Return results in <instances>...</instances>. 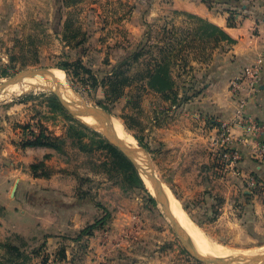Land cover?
<instances>
[{"label":"crops","instance_id":"obj_1","mask_svg":"<svg viewBox=\"0 0 264 264\" xmlns=\"http://www.w3.org/2000/svg\"><path fill=\"white\" fill-rule=\"evenodd\" d=\"M183 16L201 19L222 37L212 40L204 59L186 63L190 73L162 74L173 81L171 90L150 87L148 76L161 67L157 60L150 63L143 79V93L152 96L154 107L164 109L158 130L163 151L176 159L171 172L174 179L168 181L167 190L183 209L190 208L193 214L184 211L193 223L232 224L264 236V163L251 157L249 146L255 142L261 145L264 135L255 138L241 122L245 119L264 125V0H223L220 9L206 0H0V43L12 45L7 43L11 31L15 45L24 30L43 31L48 48L60 47L68 62L81 60L101 80L113 76L122 64L133 62L138 51L158 45L155 31L166 34L171 24L177 28L178 21L182 23ZM71 24L77 31L73 36ZM11 56L1 54L0 62L9 63ZM140 60L148 62L146 57ZM251 67L261 70L260 90L240 108L231 84ZM186 88L192 98L184 102ZM172 93L177 98L171 100ZM30 105L16 101L10 107L0 106V238L30 235L37 228L43 238L62 236L63 242H73L99 210L76 193V186H66L62 174L34 177L32 166L53 162L54 152L21 144L18 128L26 122L23 112ZM208 122L233 126L237 147L245 154L237 176L230 172L222 180L211 167L200 135ZM254 176L263 189L251 195L246 180ZM90 240L94 247L89 249L94 252L88 253L89 260L108 251L100 238ZM158 255L160 259L152 263L132 264H203L187 262L177 251Z\"/></svg>","mask_w":264,"mask_h":264},{"label":"rangeland","instance_id":"obj_2","mask_svg":"<svg viewBox=\"0 0 264 264\" xmlns=\"http://www.w3.org/2000/svg\"><path fill=\"white\" fill-rule=\"evenodd\" d=\"M206 1L212 2L215 9L222 8L223 0ZM182 20V23L178 21L180 25L177 28L171 24L166 34L156 30L153 37L158 45L153 48L145 47L138 61L122 64L118 68L119 75L109 77L110 80L105 82L102 90L100 89L101 94L85 85L81 78L73 76L71 65L75 62L71 61L70 67L67 68L65 64L68 60L64 58L67 54L65 55L58 46L48 48L43 31L34 33L24 30L22 40H18L16 45L14 32L11 31L7 34V43L12 45L5 46L4 42L0 43V55H12L9 63L0 62V106L10 107L12 103L19 102V99L26 96L35 97V100L30 101L29 109L23 112L26 122H22L18 128L21 144L25 147V144L32 140L29 134L39 133L41 127H44L45 133L51 138L61 139L54 143L57 147L52 149L53 162H44L37 173H48L50 177L62 174L64 177L60 178L65 179L63 183L66 186H76V193L84 195L99 210L94 220L83 225V231L92 226V235L76 234L73 242H63L62 236L43 238L37 228L30 232V235L11 234L0 238V264H88V261L92 262L90 264H132L141 261L152 263L160 259L158 254L168 250L177 251L178 256L187 258V262H199L188 251L187 245L167 218L155 198L153 188H149L148 184L151 182L147 180L148 183L130 162L142 182L140 186H133L131 174L129 179L123 162L118 159L120 165H116V158L111 157L100 144H111L101 132L81 128L74 122L70 112L54 110L50 105L54 91L64 87L73 96L74 102H79V111L75 110L76 114L81 112V115L86 116L82 121L89 126H95V123L85 121L89 119L91 111L107 113L119 121L125 135L131 138L137 149L141 150L140 153H143L151 174L167 189L168 181L174 179L171 172L176 159L174 155L166 156L163 151L162 135L158 130L163 124V120H159L164 109L161 106L154 107L151 103L152 96L143 93V79L153 60L159 61L161 68L166 72L180 74V71L184 70L190 73L186 63L204 59L212 48V40L216 42L217 38L222 37L219 31L199 18L183 16ZM71 26L70 33L73 36L77 31L73 29V24ZM143 57H146L148 62L140 60ZM52 71L61 73L64 78L63 83L57 82L59 86L57 85L56 89L42 85H26L21 88L20 83L15 81L21 79V82H24L22 80L25 76L28 79L42 78L49 76ZM26 81L29 83L30 80ZM170 83L173 85L172 80ZM130 92H133L131 96ZM70 126L75 129L72 133H69ZM208 131L209 127H201L200 135L204 141V149L211 158V167H214L216 174L223 180L230 172L222 170V162L213 157L217 149L210 145ZM114 148L128 159L117 145ZM234 173L236 174V169ZM171 196L174 198L172 194ZM175 202L180 206L176 199ZM180 208L181 216L191 224L188 225L193 231L195 229L198 239L220 246L230 256L264 255V236L261 233L250 229L240 230L232 224L193 223L184 211L185 209L187 213L193 214L190 208ZM184 232L196 247V241L188 232ZM91 237L100 238L99 242L106 245L108 251L97 253L89 260L91 254L88 253L94 252L89 249L94 247Z\"/></svg>","mask_w":264,"mask_h":264},{"label":"built area","instance_id":"obj_3","mask_svg":"<svg viewBox=\"0 0 264 264\" xmlns=\"http://www.w3.org/2000/svg\"><path fill=\"white\" fill-rule=\"evenodd\" d=\"M261 70L258 67L246 68L244 76L235 80L231 84V91L235 100L240 103V108H243L245 103L256 96L260 90ZM242 126L246 129L248 134H251L255 138H260L264 135V125L253 122L250 120H242ZM210 128V145L215 147L217 152L214 153V158L222 162V170L229 172L237 171V166L244 160V152L237 147L239 143L235 139L233 134L232 125L215 126L213 123L207 124V128ZM37 132H31L30 139H34ZM259 141V140H257ZM261 145L255 142L251 147V157L264 163V142H260ZM218 146V148H217ZM233 172V173H234ZM235 174V173H234ZM237 174V172H236ZM235 174V175H236ZM246 189L251 195L258 194L263 185L257 177H249L246 180Z\"/></svg>","mask_w":264,"mask_h":264},{"label":"trees","instance_id":"obj_4","mask_svg":"<svg viewBox=\"0 0 264 264\" xmlns=\"http://www.w3.org/2000/svg\"><path fill=\"white\" fill-rule=\"evenodd\" d=\"M142 55V51H138L137 53H135L133 55V62H136L139 60V58ZM70 62H66V66L67 68L70 67L71 64H69ZM72 66L73 69V76L80 79L84 82L85 85H88V87H92V89H94V91H98V89L100 87H104V84L106 81L110 80L109 77H106L104 79H99L93 72L92 70H90L86 65H84L82 63L81 60L76 61ZM120 68V67H119ZM64 71L66 73H68L65 69ZM162 74H166V70L162 69L161 67L158 69V72L155 75H150L148 76V79L151 81L150 83V87L156 90H160V91H165V90H171V87L173 86L170 83V80L167 77H164ZM82 75H84L82 77ZM118 74V69L116 70V72H114L115 77H117ZM111 76V77H113ZM101 85V86H100ZM100 86V87H99ZM185 91L187 92L184 97H183V101L187 102L188 100H190L189 94H188V89L186 88ZM51 107L54 110H61V111H65V109L63 108L61 102L59 101V99L55 96V95H51ZM170 97V96H169ZM174 98H177V95H174V93H172V98L171 100H173ZM32 100H35V97H33L32 95L30 96H26L23 99H19L20 103H26V102H30ZM176 99L173 101V103L175 102ZM104 110H106L104 108ZM74 122H76L81 128L85 129V130H89V127H87L86 125L82 124L81 122H79L78 120L74 119ZM212 123V122H210ZM209 124V122H208ZM215 126L218 124L213 123ZM73 126L69 127V133L73 132ZM75 130V129H74ZM96 134V133H95ZM82 135V134H81ZM81 137V136H80ZM61 139L59 138H51L50 136H48L45 133L44 127L40 128V132L35 136V138L31 141H28L25 144V147H43V148H48V149H55V147H57L56 145H54V143L59 142ZM100 144L103 146L104 149L107 150V152L110 154L111 157L114 156V158H116L115 160L117 161L116 165H120V161L121 160L124 164V168L126 170V173H129V175L127 177H129L130 179V174H131V181L133 183V186H140L142 185V182L139 178V175L137 173V171L134 169V167L132 166V164L130 163V161L126 158H124L115 148L113 145L111 144H107L106 142H100ZM84 148H86V146H84ZM82 149L84 151H87V149ZM89 151V150H88ZM48 159V157L46 158ZM119 159V160H118ZM44 163L41 162L37 165L32 166V171H33V175L34 177L37 178H45L48 179L50 178V175L48 173H42V174H38L37 172L40 170L41 165H43ZM122 165V164H121ZM123 166V165H122ZM92 226L88 227L86 230H84L81 233V236L83 235H92L91 234V230H92ZM90 233V234H89Z\"/></svg>","mask_w":264,"mask_h":264},{"label":"bare ground","instance_id":"obj_5","mask_svg":"<svg viewBox=\"0 0 264 264\" xmlns=\"http://www.w3.org/2000/svg\"><path fill=\"white\" fill-rule=\"evenodd\" d=\"M51 74H52L53 77L51 76ZM51 74L49 76L48 75L47 76H43L42 78H34V79L26 78V79H23L24 82H21L19 86H21V88H22V87H24L26 85L27 86H32V87L36 86V85H42L43 87H45V86L48 87L49 86V88L52 87V88L56 89L57 85H58L57 82H60V83L62 82L63 83L64 78H63V75L61 73H58V72H55V71H52ZM26 80H30L29 83ZM32 80H37V82L36 81H32ZM56 90L59 92V94L61 96H63V98H64V100H66V102H69V105L71 107L72 106L76 107L75 106L76 102H74L73 96L69 92H67L66 88H64V87L61 88L60 87V89L58 88ZM78 104H79V102H78ZM93 113H94V111H93ZM81 114L82 113L79 112V115H81ZM93 115L95 117H97L103 123V125H105L107 128H110L111 130L116 132V134H118L120 136V138H122V140H123L122 142L125 145V148L129 151L131 157L134 160H136L140 164V166H142V168L144 170L143 171L144 172V178L147 181V177L150 176L149 175L150 170H149V168L147 166L148 164L146 162L147 160L143 157V155H142L143 153L142 154L140 153L141 150L139 151L137 149V147L135 146V144L132 141V139L125 135V132L123 131V126L121 125V123L119 121L115 120L114 118H112L107 113H104V112H99V111L97 112L96 111ZM85 121L87 123H95L96 120L94 121V119L92 120L91 118H89V119H85ZM148 185H149V188L151 189L152 188L151 184H148ZM158 194H159V197L162 198L167 203L168 212L171 215H173L178 220V222L180 223L181 227L186 232H188L190 234V236H192V238L196 241L195 242L196 249L198 250V253L200 254L201 257H203V258H205L207 260H210V261L228 257L229 254L227 253V251L222 250L220 248V246L217 247V246L209 244L208 242L203 241L202 239H198V237L196 236L197 233H196L195 229H194V231H195L194 232L192 227H190L191 224L188 221L184 220V218L181 216L182 209L175 202V199L171 196V194H169V192L165 188V186L161 185V188L158 190ZM188 224H190V225H188Z\"/></svg>","mask_w":264,"mask_h":264},{"label":"water","instance_id":"obj_6","mask_svg":"<svg viewBox=\"0 0 264 264\" xmlns=\"http://www.w3.org/2000/svg\"><path fill=\"white\" fill-rule=\"evenodd\" d=\"M27 78V76L23 77V79ZM18 83H21V79H17L15 80ZM23 81V80H22ZM61 102L63 108L65 110H67L68 112H70L71 116L78 120L79 122H81L82 124L86 125L87 127L94 129L97 132H101L110 142L111 145L113 146H118L123 153L127 156V158L130 160V162L135 166V168L138 170L139 174L144 176V170L142 168V166H140V164L134 160L129 151L125 148V145L123 144V140L122 138H120V136L118 134H116V132H114L113 130H111L110 128H107L105 125H103V123L97 118L95 117L92 112H89V118H91L92 120L94 119L95 121V126H89L88 124H86L84 121H82L83 118H87L84 115H77L75 110H79V106L76 103L75 106L76 107H71L69 105L68 102H66V100H64V98L58 93L57 90L54 91L53 93ZM114 143V144H113ZM150 176L147 177V180H149V182H151L152 184V188L154 191V195L155 198L157 199L158 203L160 204V206L162 207L164 213L166 214L167 218L170 220V222H172V224L174 225V228L178 234V236L185 242V244L187 245V249L188 251L191 253V255H193L197 260H199V262L203 263V264H264V255L262 256H257V257H251V256H245V257H240V256H230L228 255L227 258H222V259H216L213 261L207 260L203 257L200 256V254L198 253V250L196 249V247L193 245V241H191L188 237H186L184 229H182L180 223L178 222V220L171 215L168 212V205L167 203L159 197L158 194V190L161 188V184L160 182H158L153 174H151V172L149 173Z\"/></svg>","mask_w":264,"mask_h":264}]
</instances>
